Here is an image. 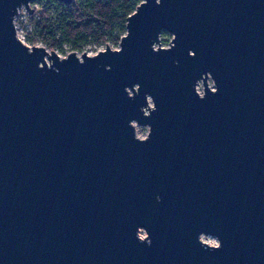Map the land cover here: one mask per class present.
I'll use <instances>...</instances> for the list:
<instances>
[{"label":"water","instance_id":"1","mask_svg":"<svg viewBox=\"0 0 264 264\" xmlns=\"http://www.w3.org/2000/svg\"><path fill=\"white\" fill-rule=\"evenodd\" d=\"M31 1L0 0V264H264V0H142L66 57Z\"/></svg>","mask_w":264,"mask_h":264},{"label":"trees","instance_id":"2","mask_svg":"<svg viewBox=\"0 0 264 264\" xmlns=\"http://www.w3.org/2000/svg\"><path fill=\"white\" fill-rule=\"evenodd\" d=\"M55 5L58 31L46 24L40 33L41 41L56 50L58 44L71 43L79 50L83 43L102 44L118 32L120 39L126 34L127 18L141 0H73L65 4L59 0H45ZM43 15H46L44 12Z\"/></svg>","mask_w":264,"mask_h":264},{"label":"rangeland","instance_id":"3","mask_svg":"<svg viewBox=\"0 0 264 264\" xmlns=\"http://www.w3.org/2000/svg\"><path fill=\"white\" fill-rule=\"evenodd\" d=\"M142 1V0H141ZM31 7H33L34 12L30 14L31 19V25L29 27H24L28 30H23L25 41L28 43H33L37 46H43L48 51H51L50 48H48L43 41H41L40 33L44 30L46 24H51L54 29L58 31V24L56 21V12H55V5H53L50 2H46L45 0H33L31 1ZM44 12H46V15H43ZM109 40L106 43L102 44H96V43H83L81 44V48L79 50H73V45L68 42H63L61 44H58L56 47L57 54L60 57H66L69 53L75 51L79 56L82 55L83 52L88 53L89 55H95L101 50H105L108 47L112 49H118L120 44V34L118 32H115L114 34L109 36ZM161 38V46L162 47H168L171 43V40L173 38V35L168 32H163L160 36ZM210 84L213 85L212 79H209ZM202 86V81H199L197 85V89H199ZM136 133L137 135H148L150 128L148 126L143 125H137L135 123ZM145 231H140V236H145ZM201 239L204 242L217 244L218 240L216 237L211 235H203Z\"/></svg>","mask_w":264,"mask_h":264}]
</instances>
